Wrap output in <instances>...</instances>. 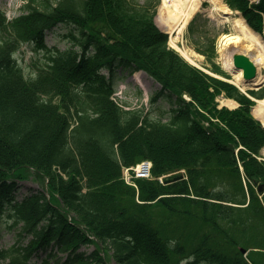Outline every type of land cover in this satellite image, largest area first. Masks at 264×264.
Returning a JSON list of instances; mask_svg holds the SVG:
<instances>
[{"label": "trees", "instance_id": "1", "mask_svg": "<svg viewBox=\"0 0 264 264\" xmlns=\"http://www.w3.org/2000/svg\"><path fill=\"white\" fill-rule=\"evenodd\" d=\"M152 1L27 0L12 20L0 10V215L31 237L0 250V264H34L49 250L43 264H250L239 247L260 249L248 258L264 264L255 102L171 49ZM225 1L264 38V0ZM199 18L188 40L211 72L230 79ZM61 24L74 28L71 46L47 49L46 35ZM24 44L49 53L35 79L17 63ZM120 69L161 85L154 101L166 96L175 106L169 122L115 101ZM223 94L240 107L219 108ZM145 159L156 179L138 181L137 191L122 170ZM181 170L187 179L157 180ZM28 180L42 189L18 200ZM91 244L92 253L81 251Z\"/></svg>", "mask_w": 264, "mask_h": 264}, {"label": "rangeland", "instance_id": "2", "mask_svg": "<svg viewBox=\"0 0 264 264\" xmlns=\"http://www.w3.org/2000/svg\"><path fill=\"white\" fill-rule=\"evenodd\" d=\"M160 2L161 3L157 8V15L155 19L157 26H159L158 15L162 0H160ZM222 2L224 3L225 0H222ZM25 3L26 0H0V10H2L9 19H13L21 14V8ZM152 3L156 5L157 0H153ZM197 13L200 14V18L196 24L199 28V33L203 36H206L210 40H216L218 52L216 62L221 67L223 72L230 75V79L232 80L223 78L222 76L220 77L223 81L228 83L236 82L238 74L231 73V70L234 69V67L232 66V64L231 66L227 65V60H225L226 55L224 56L222 54L223 51L225 52V50L221 49L220 39L225 32L229 34L235 32L234 26L232 24V19L238 17L239 15L235 13V15H233L232 17H226L224 11L219 10L217 6L213 5L208 0L202 1L201 9ZM70 31L71 28L66 26H59L52 30L46 38V43L49 48H57L60 50H65L66 48H68L71 45V41L67 37ZM186 34L187 27L178 36V45H180L181 47H185L191 52L195 53L199 61V67L204 69L205 73L207 72V74H211L209 73V71H206L209 69L210 65L207 63L203 56L196 53L192 45L189 43V40L186 38ZM169 46L176 50V48H174V46L171 44L170 36ZM28 49L30 48H23L17 55L18 63L24 68V72L28 78H34L37 74L36 66L44 65L47 53L35 52V55H33V53ZM232 50L233 46L229 47L225 52L229 59L232 56ZM259 75L261 77L264 76V68H260ZM114 86L116 89V101L123 107L144 110V112L148 113L154 120H162L164 122L170 120L172 116V104L167 98H162L157 103H154L152 99L160 90V86L146 74H134L128 71L122 73L121 71H118L114 79ZM223 100V97H220L218 99L221 106L223 105ZM255 104L256 107L258 103L255 102ZM30 187L37 188L38 184L34 183L33 181L22 183V188L18 192V200H21L27 194ZM29 239L30 237L22 232L20 225L15 226L14 222L9 219L6 214L0 215V249H6L18 243L25 245L28 243ZM94 249V246L82 248L83 251L88 253H91ZM50 252L51 251L49 250L46 253H41V256L35 258L36 264H42L46 257H48V254ZM60 257H64V255H60ZM51 260L53 263L57 261V258H52ZM108 264L115 263L109 260Z\"/></svg>", "mask_w": 264, "mask_h": 264}, {"label": "bare ground", "instance_id": "3", "mask_svg": "<svg viewBox=\"0 0 264 264\" xmlns=\"http://www.w3.org/2000/svg\"><path fill=\"white\" fill-rule=\"evenodd\" d=\"M203 0H162V4L159 9L158 25L166 33L169 34L171 44L176 48L178 52L189 62L198 65L199 61L197 55L191 52L185 47L178 45V36L184 31L191 18L196 14L202 6ZM217 8L224 12H229L228 7L222 2V0H208ZM229 20V19H227ZM235 32L230 34H223L220 39L221 49L226 50L235 46L240 53L249 55L252 60L257 64L258 69L264 68V40L262 37L255 33L241 17L232 19ZM223 51V55H226L227 65L231 66L232 56L227 57V54ZM231 60V61H230ZM242 74L237 75V85H240L242 90H246V86L242 82ZM258 83H264V76L257 78ZM242 84V85H241ZM258 105L254 108V115L264 124V97L257 101ZM223 105L229 107L237 106V102L234 100L224 99ZM262 150L257 157H260Z\"/></svg>", "mask_w": 264, "mask_h": 264}, {"label": "water", "instance_id": "4", "mask_svg": "<svg viewBox=\"0 0 264 264\" xmlns=\"http://www.w3.org/2000/svg\"><path fill=\"white\" fill-rule=\"evenodd\" d=\"M225 14L229 15L228 13ZM233 63L235 69L232 72L236 73L241 71L243 73V85H245L246 88L253 89L260 86L255 82L258 74V68L249 56L236 53L234 54ZM260 191L262 192V189H260ZM243 252L246 253V251Z\"/></svg>", "mask_w": 264, "mask_h": 264}, {"label": "built area", "instance_id": "5", "mask_svg": "<svg viewBox=\"0 0 264 264\" xmlns=\"http://www.w3.org/2000/svg\"><path fill=\"white\" fill-rule=\"evenodd\" d=\"M143 174H145V172H143Z\"/></svg>", "mask_w": 264, "mask_h": 264}]
</instances>
